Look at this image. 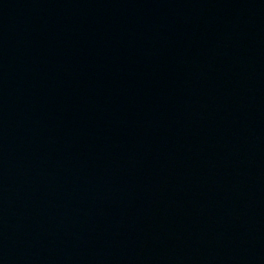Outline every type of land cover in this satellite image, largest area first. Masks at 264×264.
I'll use <instances>...</instances> for the list:
<instances>
[{
    "label": "water",
    "instance_id": "water-1",
    "mask_svg": "<svg viewBox=\"0 0 264 264\" xmlns=\"http://www.w3.org/2000/svg\"><path fill=\"white\" fill-rule=\"evenodd\" d=\"M0 264H264V0H0Z\"/></svg>",
    "mask_w": 264,
    "mask_h": 264
}]
</instances>
